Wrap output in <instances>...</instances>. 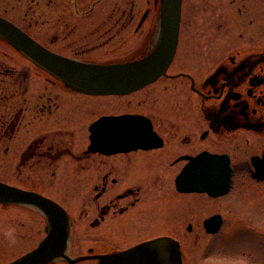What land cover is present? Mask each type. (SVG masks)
<instances>
[{"label":"flooded vegetation","instance_id":"obj_1","mask_svg":"<svg viewBox=\"0 0 264 264\" xmlns=\"http://www.w3.org/2000/svg\"><path fill=\"white\" fill-rule=\"evenodd\" d=\"M136 2L0 0V24L70 64L120 69L152 56L163 39L164 0H147L138 19ZM14 62L24 74L14 72ZM121 117L139 121L134 133L109 121ZM105 119L96 136L110 147L93 151L92 127ZM137 144L142 147H131ZM115 145L129 149L115 151ZM198 183L227 184V191L178 190ZM238 183L264 188V0H182L178 41L164 75L125 94L78 89L0 34V184L50 199L69 217L60 198H76L86 231L126 232L144 216L166 218L174 227L127 248L100 241L74 257L67 248L69 259L47 264H110L107 259L156 239L181 245L175 234L195 228L218 235L227 217L223 200ZM14 206L32 208L0 200V264L14 261ZM229 206L235 220L251 218L239 202Z\"/></svg>","mask_w":264,"mask_h":264},{"label":"water","instance_id":"obj_2","mask_svg":"<svg viewBox=\"0 0 264 264\" xmlns=\"http://www.w3.org/2000/svg\"><path fill=\"white\" fill-rule=\"evenodd\" d=\"M182 0H164V32L159 48L149 58L130 66L117 68H93L70 64L51 55L15 27L0 24V34L6 37L14 47L34 60L40 67L48 70L66 83L90 93L125 94L137 91L163 76L172 60L178 41V28ZM107 120V119H106ZM103 120V121H106ZM117 126H126V133H134L132 126L139 121L133 117L109 119ZM107 122V121H106ZM102 121L92 128V150L110 147L107 140L96 136L102 128ZM131 137V135H130ZM130 137H127L130 138ZM133 140V137H131ZM140 141V140H134ZM116 142V141H115ZM133 142V141H131ZM139 143V142H138ZM115 151L129 149L115 145ZM133 149L142 144L131 146ZM112 148V146H111ZM182 192L208 193L212 196L222 195L227 191V184L216 187L214 184L198 183L191 187H179ZM14 201L37 207L45 213L49 232L45 240L32 252L18 258L11 264H47L49 261L64 256L70 233V220L66 211L53 201L36 194L27 193L0 184V200ZM213 221H208L210 225ZM219 223L208 233H215ZM110 264H182L179 244L169 238H160L141 244L119 257L109 258Z\"/></svg>","mask_w":264,"mask_h":264},{"label":"rangeland","instance_id":"obj_3","mask_svg":"<svg viewBox=\"0 0 264 264\" xmlns=\"http://www.w3.org/2000/svg\"><path fill=\"white\" fill-rule=\"evenodd\" d=\"M146 3L147 0H137L136 11L133 14L136 19L140 16V13H137L138 7H141L140 12H143L147 8ZM14 67L16 74H24L23 69L16 62H14ZM242 187L244 185L238 183L230 196L231 199L223 200L227 207L224 205L221 212L227 214V217L224 221V228L218 235L208 237L200 228H195L193 234L190 235L175 234L181 243L182 264H264V188L252 184L248 188ZM60 202L70 212L73 224L68 247L71 257L86 255L88 249L100 241H104L106 245L127 248L133 244L168 234L171 232L170 228L174 229L173 226H166V218L165 220L159 216H144L146 218L143 217L139 225L129 227L130 231L128 229L126 232H117L110 228L95 231L87 229L86 231L84 222L77 215L79 207L77 199L61 196ZM238 202L246 208L242 211L252 212L249 216L251 218L235 220L233 215H230L229 205L233 207ZM219 205L220 202H216L211 213L216 211ZM151 206L155 208L156 203L153 201L147 204L146 210L149 213L151 212L148 208ZM135 213L136 211L132 214ZM195 216V220L201 221L203 218L202 213ZM177 223L180 227L182 220L175 221V224ZM232 230L234 231L231 232ZM47 232L48 223L42 214L32 208L14 206V260L34 250L46 237Z\"/></svg>","mask_w":264,"mask_h":264},{"label":"bare ground","instance_id":"obj_4","mask_svg":"<svg viewBox=\"0 0 264 264\" xmlns=\"http://www.w3.org/2000/svg\"><path fill=\"white\" fill-rule=\"evenodd\" d=\"M164 11V10H163ZM180 15H181V11H180ZM179 28H180V23H179ZM179 28H178V33H179ZM2 37H4V36H2ZM4 38H6V37H4ZM7 39V38H6ZM8 40V39H7ZM9 41V40H8ZM40 46V45H39ZM156 52V51H155ZM26 56V55H25ZM30 60H32L30 57H28ZM35 64H36V66H39L40 67V65H38L34 60H32ZM40 68H42V67H40ZM43 70H45V71H48V70H46V69H44V68H42ZM49 72V71H48ZM51 73V72H50ZM52 74V73H51ZM55 76V75H54ZM56 77V76H55ZM63 81V80H62ZM15 204V203H14ZM29 207H32V209H34L36 212H39L40 214H42L44 217H45V219H46V221H47V218H46V216H45V213L42 211V210H40L39 208H37V207H33V206H29ZM47 223H48V221H47ZM70 226H71V223H70ZM48 231H49V224H48ZM67 247H68V245L66 246V249H67ZM65 249V251H64V256H65V254L66 253H68V250H66Z\"/></svg>","mask_w":264,"mask_h":264}]
</instances>
